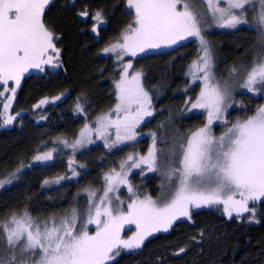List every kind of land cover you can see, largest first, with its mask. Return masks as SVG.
I'll list each match as a JSON object with an SVG mask.
<instances>
[{
    "label": "trees",
    "instance_id": "obj_1",
    "mask_svg": "<svg viewBox=\"0 0 264 264\" xmlns=\"http://www.w3.org/2000/svg\"><path fill=\"white\" fill-rule=\"evenodd\" d=\"M126 7L127 0H52L46 9L44 23L58 37L55 42L61 52V67L47 75L24 76L11 105L15 121L11 126H0V179L16 172L12 183L0 187V222L25 211L45 220L78 208L85 203V189L103 187L106 173L118 171L131 150L143 151L151 142L142 137L138 143L115 149L95 143L75 154L58 142L73 141L86 124L115 106L119 64L114 56L102 51L134 21ZM85 10L90 13L87 20L96 11L104 13L100 42L88 34L89 23L84 24L78 15ZM203 34L212 50L216 81L227 82L231 87L224 117L212 129L216 136L226 129L223 121L231 124L246 119L264 105V90L256 94L242 87L232 90V82L243 78L253 61L264 55V36L257 28L246 25L235 30L212 27ZM199 56V44L191 39L130 59L131 73H143L141 83L151 101L152 116L141 127V133L153 131L156 136L164 133L174 138L175 166L182 150L180 145L205 121L202 111L190 108L200 85L193 83L187 72ZM56 96L61 99L34 107L41 99L47 97L51 101ZM78 100L84 112L76 111ZM3 102L0 97V112ZM165 140L157 141L155 137V148H162ZM48 151L56 152L55 159L31 163L34 156ZM69 157L74 161L71 168L66 164ZM71 169L79 175L73 176ZM151 173L141 175V180L146 179L142 191L154 197L159 192V172L155 176ZM60 177H66L62 183L49 184ZM46 180L49 185L44 184ZM130 180L138 183L134 176ZM255 207V219L251 212L229 218L217 205L193 208L191 219L176 220L168 232L154 233L140 249L121 250L109 264H264V203L258 202ZM135 230L125 229L124 234ZM179 247L185 251L176 255Z\"/></svg>",
    "mask_w": 264,
    "mask_h": 264
},
{
    "label": "snow or ice",
    "instance_id": "obj_2",
    "mask_svg": "<svg viewBox=\"0 0 264 264\" xmlns=\"http://www.w3.org/2000/svg\"><path fill=\"white\" fill-rule=\"evenodd\" d=\"M205 2L219 26L236 27L247 22L242 17L246 5L253 3V0H225L227 7H220L219 0ZM51 3L52 0H0V85L4 86V90L0 91V97H4V110L0 112V118L5 126L15 119V116L7 114L8 109L29 69L43 72L44 65L51 68L61 66L60 49L55 44L58 37L44 23L46 9ZM178 5H182V8ZM127 7L134 12L133 23L124 29L118 40L106 46L103 53H113L120 61L125 55L135 57L139 53L171 47L194 37L200 43L202 54L190 66L195 69L191 74L194 79L199 78L196 72L204 75L203 87L191 107L205 109L208 123L192 132L186 145H180L182 152L179 166H169L167 178L170 182L173 177L178 180L170 196L162 200L147 196L144 199H132L126 211L120 207L124 201H120L119 197H116L119 203L114 204L108 194L114 190V185L128 183L125 171L127 161L121 163V171L113 169L105 174L106 188L103 195L98 197V203L94 201L96 190L85 189L89 196L87 224L96 225L94 234H90L86 226L77 227L79 217L76 209L59 222L52 219L43 224L33 220L27 211L22 215L14 213L3 222L8 248L38 256V259L30 261L21 259L19 264H109V261L120 255V250L140 249L148 237L157 232H168L179 218L191 219L193 208L223 205V212L229 218L233 212L238 217L241 213L251 212L252 219H255V205L264 203V106L259 107L254 115L226 127L221 136L212 134L213 121L220 120L221 113L228 106L231 87L227 82L221 84L216 81L212 73L213 56L202 34L205 23L202 11L194 0H127ZM260 8L256 19L264 27V0H260ZM78 15L85 18L86 23L90 13L85 10ZM91 19L94 22L91 31L98 34L99 26L105 23L104 13L96 11ZM132 68L131 62L123 65L120 79L116 81L118 103L113 111L117 113V118L112 120L107 114L97 118L95 132L98 138H105V147L108 148L126 140H134L136 127L145 116L152 115L149 95L141 83L143 73H130L129 69ZM236 71L232 69L233 74ZM10 81L15 86L9 87ZM241 87L253 94L264 90V55L254 60L250 70H246ZM9 91L12 95L5 97ZM60 99L61 96H56L50 101L45 97L34 107L41 108ZM75 109L84 112L79 100ZM109 127L114 128L116 134V140L111 143L106 136ZM90 131L86 124L74 143L63 139L58 142L76 149L92 143ZM153 139L155 142V134ZM34 159L39 162L50 161L53 159L52 152L36 155ZM157 159V151L153 146L147 156H141L138 160L129 156L128 160L132 161L129 167L145 164L149 171H156ZM73 163L69 161L70 166ZM71 171L73 176L79 175L75 169ZM15 177L16 172H13L9 177L0 179V187L11 183ZM48 183L44 181V184ZM129 192H132L131 186ZM125 225H135L136 229L127 239L121 236ZM184 251V248H180L175 254ZM15 260L13 255L11 261L0 259V264H14Z\"/></svg>",
    "mask_w": 264,
    "mask_h": 264
},
{
    "label": "rangeland",
    "instance_id": "obj_3",
    "mask_svg": "<svg viewBox=\"0 0 264 264\" xmlns=\"http://www.w3.org/2000/svg\"><path fill=\"white\" fill-rule=\"evenodd\" d=\"M194 2H195V4L199 7V9L202 11V13L204 14V21H205V23L203 24V33H204V30L206 31V32H209V30H211L212 29V27L214 28V27H219V28H223V29H229V30H235V29H237V28H239V27H241V26H243V25H246L247 27H255V28H257L259 31H261V33L263 34V36H264V27H261L258 23H257V17L259 16V13H260V10H261V8H260V0H253V3H250V4H248V5H246V11H244V14H243V19H245L247 22L246 23H242V24H239V25H237L236 27H221V26H219V24H218V22L217 21H215V20H213V17H212V14L208 11V5H207V3L205 2V0H194ZM253 5V7L254 8H251V6ZM219 6L220 7H227V4L225 3V0H219ZM178 7L179 8H182V5H178ZM233 11H238V10H233ZM250 16H252V21H253V23L252 24H250V22H249V18H250ZM255 17V18H254ZM202 33V34H203ZM204 35V34H203ZM195 40L198 44H199V49H200V43H199V41L198 40H196L194 37H189V38H187L186 40H184V41H180L178 44H181V43H184V42H186V41H188V40ZM177 44V45H178ZM106 46H108V45H106ZM105 46V47H106ZM173 46H175V45H173ZM173 46H171V47H173ZM104 47V48H105ZM103 48V49H104ZM167 48H169V47H167ZM161 49H164L163 47L161 48ZM148 51H152V50H148ZM148 51H146V52H148ZM103 52V51H102ZM141 53H139L138 55H140ZM202 53L200 52V55H201ZM55 55V54H54ZM105 55V54H104ZM114 56V58H115V62H117L118 64H119V68H122V66L123 65H125V64H127L128 63V59H129V57L131 58V59H133V57L132 56H128V55H125L124 57H123V60H120V61H118L117 60V58H116V55L115 54H113V53H109V54H107V56ZM129 62H131L132 63V61H130L129 60ZM192 65V64H191ZM190 65V66H191ZM44 67H50V66H48V65H44ZM32 71H39L38 69H29V72H32ZM119 71H121V69L119 70ZM192 71H195V69H193V68H191V67H189V69H188V72H187V75H188V77L192 80V82L194 83V82H198V84L200 85V88H199V93L194 97V99L191 101V104H190V108H191V111H202L203 113H204V115H205V121H204V125H206L207 123H208V116H207V111L205 110V109H193L192 107H191V105H192V103H194L195 102V100H196V98L199 96V94H200V90H201V88L203 87V80H202V77H203V75H204V73H202V72H196V76L197 77H199V78H197V79H194L193 78V76H192ZM28 72V73H29ZM28 73H26L25 75H27ZM212 73H213V68H212ZM213 75H214V77H215V74L213 73ZM237 77V76H236ZM239 77V76H238ZM246 78V72H245V74H244V77L243 78H241V79H239V80H237V81H233L232 83H234L233 84V86H232V90H234V89H236V88H239V87H241V83L243 82V80ZM23 79V78H22ZM120 79V72H119V75H118V78H117V80L116 81H118ZM215 80H216V78H215ZM22 81V80H21ZM116 84V83H115ZM13 86H15L14 85V83L13 82H9V87H13ZM2 87H3V90H4V86L2 85ZM115 88H116V86H115ZM240 89H245V88H240ZM117 90V89H116ZM247 90V89H246ZM146 91V90H145ZM10 95H12V93L9 91V92H6L5 93V97H7V96H10ZM3 99H4V97H3ZM118 103V101H117V96H116V104ZM229 103V101L227 102V104ZM116 104H115V106L113 107V109L112 110H110V111H108V112H106L105 114H107L108 116H109V118L110 119H112V120H115L116 118H117V113L115 112V111H113L114 109H115V107H116ZM264 106V105H263ZM228 108V107H227ZM227 108H225V110L227 109ZM230 108V107H229ZM3 110H4V103H3V105H2V110H1V112H3ZM149 110L152 112V110H151V105H150V107H149ZM224 110V111H225ZM224 111L221 113V119L220 120H214L213 121V123H212V126H211V131H212V134H213V126L215 125V124H217V123H221V121H222V119H223V117H224ZM79 113V112H78ZM8 115H11V116H14L13 114H12V110H11V108H9L8 109V113H7ZM104 114V115H105ZM104 115H102V116H104ZM121 116L123 115V113H121L120 114ZM152 116V115H151ZM151 116H145L144 118H143V120L140 122V124L136 127V129H135V131H136V138L134 139V140H126V141H123V142H120V143H117L114 147H111V149H115V148H119V147H121V146H126V145H131V144H135V143H138V141L140 140V139H142V137H146V138H150L151 139V142L147 145V147L143 150V151H141V150H137V151H135V150H131L130 151V153H128V155H127V157H126V159L124 160V162L125 161H127V163L125 164V171L127 172V181H128V183L127 184H117V185H114L113 187H114V190L112 191V192H109V197L112 199V201H113V203L114 204H117V203H119V201H117L116 200V197H119V200L120 201H124V203L123 204H121L120 205V207L123 209V210H127V205H128V203H130L131 202V200L132 199H135V198H139V199H144V197H151L153 200H162L165 196H170L171 195V193L172 192H174V190H175V185L176 184H178V180H176V178L175 177H173V181L172 182H170L169 181V179L167 178V176H166V172L168 171V169H169V166H171V167H178L179 166V156H180V154L178 155V160H177V165L175 166L173 163L175 162L174 160H175V158H176V149H177V147H176V144L174 143V138H169L166 134H164L163 133V135L162 134H160V136H162L161 137V139L159 138L160 136H156L155 135V137H156V139H157V141H161V142H163L165 139V145L162 147V148H159L158 146L155 148L156 149V151H157V157H158V159H157V170L156 171H153V175L155 176V174H156V172H159V174L157 175V178L159 179V181L157 182L158 184H159V192L157 191L156 193H158V194H155L156 196H154V197H152L151 195H147L146 194V192L145 193H143V189L144 188H142V185H143V183H145V180L146 179H144V180H141V175H143V174H147V173H150V174H152L151 172L152 171H149L148 170V167H147V165H145V164H140V167H129L131 164H132V161H129L128 160V157L129 156H133L134 157V159H136V160H138L139 159V157H141V156H147L148 155V152H149V150L151 149V148H153V146H154V144H155V142H154V140H153V133L151 132V131H143V133H141V127L144 125V123L146 122V121H148V119L151 117ZM101 117V116H100ZM14 121H15V119L13 120V122L11 123V124H9V125H6V126H11L13 123H14ZM232 123H234V122H232ZM231 123V124H232ZM225 124V123H224ZM231 124H230V122H227L225 125H226V127H230L231 126ZM1 125H3V126H5L4 124H3V119L2 118H0V126ZM88 125V128L91 130L90 132H89V136H90V138H91V140H92V143H86L85 145H83V146H78L76 149H73L72 147H65L66 149H68L72 154H75V153H78V152H80V151H82L83 149H85V148H87L88 146H90L91 144H95V143H101V144H103V145H105V138H98L97 137V134H96V132H95V129L98 127V123H97V119L95 120V121H92V123H88L87 124ZM203 125V126H204ZM203 126H201V127H203ZM85 127V126H84ZM83 127V128H84ZM200 127V128H201ZM82 128V129H83ZM81 129V130H82ZM199 129V128H198ZM197 129V130H198ZM81 130H80V132H81ZM226 130V129H225ZM196 131V130H195ZM80 132L78 133V135H77V137L73 140V141H71V142H69L70 144L71 143H74L75 142V140L77 139V138H79V134H80ZM194 132V131H193ZM106 136H107V139H108V141H109V143H111V142H113V141H115L116 140V134H115V129L114 128H112V127H109L108 129H107V133H106ZM171 136H172V134H171ZM190 136V134L188 135V137ZM219 136H221V135H216V137H219ZM187 137V138H188ZM187 138H186V142H185V145L187 144ZM155 147V146H154ZM48 152H52V156L54 157L53 159H55V156H56V152L55 151H48ZM181 152H182V150H181ZM39 155V154H38ZM35 157V156H34ZM34 157L32 158V161H31V163L32 164H39V163H47V162H49V161H46V162H39V161H36L35 159H34ZM70 160H72V158L71 157H69L67 160H66V164H67V166L69 167V168H71V166L69 165V161ZM50 161H52V160H50ZM123 162V163H124ZM119 171H121V168L118 170V171H116V172H119ZM131 174H132V176H131ZM134 176V181L135 180H138V183H130V182H132V180H130V177H133ZM143 177V176H142ZM59 181V182H56V181ZM64 180L63 179H54V180H52L49 184L50 185H55V184H58V183H62ZM13 182V181H12ZM11 182V183H12ZM5 184H9V183H5ZM48 184V185H49ZM146 184V183H145ZM47 185V184H46ZM129 186H131V188H132V192H129ZM105 188H106V183H104V185H103V187H101V188H99V189H93V190H96V193H97V195H96V197L94 198V201L96 202V203H98L99 202V200H98V197L99 196H102L103 195V193H104V190H105ZM85 193H86V200H85V203H83L82 205H80L78 208H75L76 210H77V212H78V224H77V227H84V226H86L87 227V230L90 232V234H94L95 233V231H96V225H94V224H87V219H88V208H89V203H88V201H89V196H88V193L85 191ZM237 199L239 198V197H236ZM217 207L219 208V209H221V211L223 212V205H217ZM72 212V210L71 211H69V212H67V213H64V214H62V215H60V216H57V217H55V218H50V219H45V220H41V219H38V218H34V217H32L33 218V220H35V221H37V222H39V223H41V224H43V222H47V221H50V220H52V219H55L57 222H59V220L62 218V217H64V216H66V215H68V214H70ZM224 213V212H223ZM246 212H244V213H241V215L242 214H245ZM93 214H94V209H93ZM233 214L234 215H236V213L235 212H233ZM232 214V215H233ZM17 215H22V214H17ZM12 216V215H11ZM11 216H9L8 218H6L5 220H3L2 222H0V259H2V260H4V261H11V259H12V257H13V255H15V257H16V260H15V262H14V264H19V261L21 260V259H28L29 261L30 260H33V259H38V256H30V253H21V251L19 250V249H15V250H10L9 248H8V245H7V240H6V234L3 232V222L4 221H6V220H8ZM252 217V216H251ZM181 218H184V217H181ZM180 219V218H179ZM51 226V225H50ZM10 227H15V225H10ZM129 228H135V225H125L124 226V229L121 231V236H122V238H124V239H127V238H129V237H131L132 236V234L135 232H130L129 234H124V230L125 229H129ZM199 234L200 235H203V233L202 232H199ZM179 249H180V247H179ZM178 249V250H179ZM39 250L37 249V252H38ZM121 251V250H120Z\"/></svg>",
    "mask_w": 264,
    "mask_h": 264
},
{
    "label": "flooded vegetation",
    "instance_id": "obj_4",
    "mask_svg": "<svg viewBox=\"0 0 264 264\" xmlns=\"http://www.w3.org/2000/svg\"><path fill=\"white\" fill-rule=\"evenodd\" d=\"M75 2V0H72V3H74ZM126 10L128 11L129 10V14L131 15V17H134V12H132L130 9H128V7H126ZM84 19L85 18H82V22L84 23V24H87V23H89V24H87L88 26H87V32H88V34L92 37V38H94L97 42H100V32H101V30L103 29V27H105L104 26V24H102V25H100L99 26V28H98V34L97 33H94V32H92L91 31V28H92V25H93V21H92V19H89V20H87V22L85 23L84 22ZM133 23V22H132ZM55 44H56V42H55ZM106 46V45H105ZM104 46V47H105ZM56 47L57 48H59L58 46H57V44H56ZM165 49V48H164ZM161 50H163V49H159V50H155V51H157V52H161ZM145 53V52H144ZM141 54H143V53H141ZM140 54V55H141ZM53 55H54V53H53ZM137 56H139V55H137ZM137 56H135V57H133V59L134 58H136ZM131 58L129 57V59H128V62H129V60H130ZM131 61V60H130ZM59 63H60V65H61V52H60V60H59ZM44 67V66H43ZM61 67V66H60ZM60 67H58V68H51V67H44V71L43 72H41V71H32V72H29L28 74H36V75H47L48 73H51V72H55V71H57ZM119 69H121V68H119ZM131 71H132V69H129V72L131 73ZM27 74V75H28ZM27 75H25V76H27ZM24 78V77H23ZM23 80V79H22ZM22 82V81H21Z\"/></svg>",
    "mask_w": 264,
    "mask_h": 264
}]
</instances>
